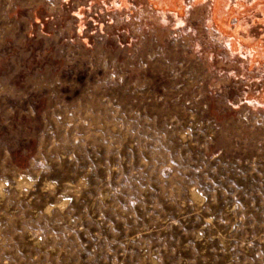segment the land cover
<instances>
[{
	"label": "rangeland",
	"instance_id": "1",
	"mask_svg": "<svg viewBox=\"0 0 264 264\" xmlns=\"http://www.w3.org/2000/svg\"><path fill=\"white\" fill-rule=\"evenodd\" d=\"M0 264H264V0H0Z\"/></svg>",
	"mask_w": 264,
	"mask_h": 264
}]
</instances>
